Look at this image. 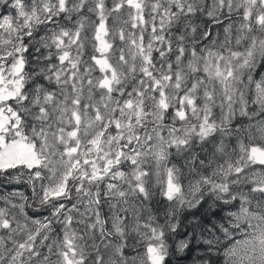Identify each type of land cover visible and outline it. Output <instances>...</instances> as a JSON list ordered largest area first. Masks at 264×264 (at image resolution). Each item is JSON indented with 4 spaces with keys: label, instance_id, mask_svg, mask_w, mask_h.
<instances>
[{
    "label": "snow or ice",
    "instance_id": "snow-or-ice-1",
    "mask_svg": "<svg viewBox=\"0 0 264 264\" xmlns=\"http://www.w3.org/2000/svg\"><path fill=\"white\" fill-rule=\"evenodd\" d=\"M0 264H264V0H0Z\"/></svg>",
    "mask_w": 264,
    "mask_h": 264
}]
</instances>
